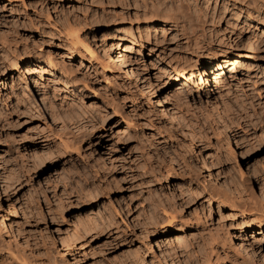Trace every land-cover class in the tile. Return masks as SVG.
Instances as JSON below:
<instances>
[{
  "label": "rangeland",
  "instance_id": "rangeland-1",
  "mask_svg": "<svg viewBox=\"0 0 264 264\" xmlns=\"http://www.w3.org/2000/svg\"><path fill=\"white\" fill-rule=\"evenodd\" d=\"M220 1L0 0V264H264V23Z\"/></svg>",
  "mask_w": 264,
  "mask_h": 264
},
{
  "label": "bare ground",
  "instance_id": "bare-ground-1",
  "mask_svg": "<svg viewBox=\"0 0 264 264\" xmlns=\"http://www.w3.org/2000/svg\"><path fill=\"white\" fill-rule=\"evenodd\" d=\"M169 1H171V3L173 2V3H177L176 5V8H180L182 5H186L185 6V8L187 7L188 9L189 8H191V6L193 7H195V6H197V4L199 3L198 1H201V0H169ZM203 1V4H206L207 3V1L208 0H202ZM213 1V0H212ZM215 1V0H214ZM221 3H220V5H221V9H223L225 12H227V14L228 13H230V14H234V16L235 17H240V18H242L243 19V21H255V22H257V21H262L263 23H264V0H221L220 1ZM170 4V3H169ZM175 6V5H174ZM186 8V9H187ZM201 8V7H200ZM167 9V8H166ZM188 9H187V11H188ZM191 10H193V9H191ZM176 11V10H175ZM174 11V9L172 10L171 9V11H167L168 13L166 14L167 16L169 15V17H170V19L168 20V22H176V24H177V21H175L176 19L174 18V16H176V12ZM186 11V12H187ZM190 11V10H189ZM222 11V10H221ZM161 12V11H160ZM159 11H158V13H160ZM184 12V11H183ZM182 12V13H183ZM201 12V11H200ZM162 13H164V11L162 12ZM165 13H166V11H165ZM164 13V14H165ZM196 13H194V15H195ZM199 14V13H198ZM181 15H183V14H180V16ZM187 15V14H186ZM192 16H193V14H191ZM162 16H163V14H162ZM189 16V15H188ZM164 17H166V16H164ZM195 17V16H194ZM193 17V18H194ZM175 20H174V19ZM200 18V17H199ZM237 18H235V19H237ZM155 19V18H154ZM158 19V18H157ZM172 19V20H171ZM189 20H191V17H189L188 18ZM178 20V19H177ZM187 20V19H186ZM185 21L186 22V25L189 27L188 29H189V31L191 32L190 34H191V36H192V42L194 43V44H198L200 41H202L203 39H202V36H204L205 37V35H204V27L202 26V25H204L203 24V22L202 23H200V21H193V19L191 20V21ZM185 22H183V23H185ZM204 22H206L207 23V21H204ZM159 23V21H157V20H154V22H152L151 23V25H150V27H155V26H153L154 24H158ZM202 24V25H201ZM208 24V23H207ZM182 27V26H181ZM183 28V27H182ZM187 28V27H186ZM183 30V29H182ZM71 31V30H70ZM75 31V30H74ZM73 31V32H74ZM197 31H199V34H196V33H198ZM78 32V31H77ZM187 32V31H186ZM71 33H72V31H71ZM189 33V32H188ZM210 33V32H209ZM190 34H189V36H190ZM206 34V36H207V33H205ZM73 38H75V40L76 41H80V40H78L77 38V33H72V34H70ZM190 36V37H191ZM199 36H201V39H200V37ZM208 36H210V35H208ZM207 38V37H206ZM205 38V39H206ZM133 40H132V42L133 43H136L135 41V39L136 38H132ZM204 39V40H205ZM208 39V38H207ZM206 39V40H207ZM205 40V41H206ZM209 40V39H208ZM204 41V42H205ZM210 42V41H209ZM209 42H206L207 44L209 43ZM82 43V42H81ZM96 43V42H95ZM80 45V44H79ZM124 46H123V49H122V51H117L116 53H115V55L117 54V57H113V59H112V62H113V64H115V67H114V69H115V72H117L116 70H119V69H121V70H123L124 68H125V71H126V73H127V77L130 79V77L132 76V75H134V77L135 78H137L138 77V73H136L135 71H134V69L131 67V65L129 64V62H127L126 61V56H127V54L125 53V50L126 49H129V48H131V46H129L130 44H127V43H125V44H123ZM209 45V44H208ZM82 46H84V47H86L87 45H84V44H82ZM210 47L211 46H208V49H210ZM247 47V46H246ZM245 47V48H246ZM87 48V47H86ZM85 48V49H86ZM90 49V48H89ZM87 52V51H86ZM62 53H64V52H62ZM88 53V52H87ZM237 55H244V54H237ZM262 59V64H264V58H261ZM50 61V60H49ZM236 62V61H235ZM215 65H214V63L213 64H211L210 65V67H211V71H212V74H213V77H212V80H213V85H215V87H217L218 85H220V83H221V81H222V75H221V73L223 72L224 73V71H222L223 70V68L224 67H227V63H229V59H228V54L227 53H225L224 54V56H222L221 57V60H217V61H215ZM117 64V65H116ZM186 64V62L184 63V61L183 60H180V59H178V62H177V64L174 66V71L173 72H175V73H186V67L184 66ZM194 64V63H193ZM54 66H53V64L51 63V62H46V63H36V65L35 66H33V68H32V70H31V73H39L40 74V76L41 77H44L41 73L42 72H44V71H49L50 69H52ZM187 67H188V65H187ZM191 67V73L190 74H192V73H195L194 72V70L196 71L198 68H196L197 66L196 65H193V66H190ZM113 69V70H114ZM117 74V73H116ZM147 79V78H146ZM33 81H37V80H35V78H33ZM138 82L139 83H141L142 85H143V87H144V90L145 91H147L148 89H149V87H150V83H148V82H145L144 80H142V81H140V79H138ZM157 105L161 108V109H163L164 107H163V104L161 103V101H160V99L159 100H157ZM163 107V108H162ZM171 116L172 117H176V115L174 114V112H171ZM235 139V138H234ZM239 141V140H238ZM237 140H235V144H236V147L238 148V150H239V156H245L246 154L244 153V149H243V147L239 144V142H238ZM105 147V146H104ZM103 154L105 155V157H106V159H108V163H109V166L111 167V169L114 167V165H111V162H110V158H109V155L107 154V152L106 151H104L103 152ZM7 159H6V157L2 154V152H0V171H1V173H5L6 172V169H7ZM113 164V163H112ZM247 171L249 172V175H252V176H254V177H256L257 179H259L260 178V180H261V182H263V178H262V174L260 173V171H259V168L257 167V165L254 163V162H252V160H248L247 161ZM206 189V188H205ZM209 190V189H208ZM206 191V190H205ZM207 193V192H206ZM210 193H211V190H210ZM208 194V193H207ZM212 194V193H211ZM215 194V193H214ZM209 195V194H208ZM217 203V202H216ZM218 203H219V200H218ZM9 205V204H8ZM230 205V204H229ZM232 205V204H231ZM236 205V204H235ZM235 205H233V206H231V209H237L236 208V206ZM2 218V220H1V222H0V226H3V227H6V225H7V221L9 220V218L7 217V214H6V212H4L3 214H2V216H1ZM73 218H74V216H73ZM72 218V221L74 222L75 221V219H73ZM86 218V217H85ZM88 221V219L86 220V223L88 224L89 222H87ZM85 222V221H84ZM85 224V223H84ZM247 226L250 228V229H253V227L254 226H251V224L250 223H248L247 224ZM259 226H260V224H259ZM245 229H246V226L244 227V226H242L241 228H238V231L236 232V234H235V236L234 237H232V241H233V248L236 250V251H238V250H240L241 248L242 249H245V250H247V252H249V257L251 256V254H250V249H249V247H248V245L246 244V242H244V240L246 241V238H245V236H244V234H243V232L245 231ZM237 240V241H236ZM235 244V245H234ZM248 254V253H247ZM242 255V254H241ZM241 258H243L244 259V256L243 257H241ZM165 259V258H164ZM54 263V262H53Z\"/></svg>",
  "mask_w": 264,
  "mask_h": 264
}]
</instances>
